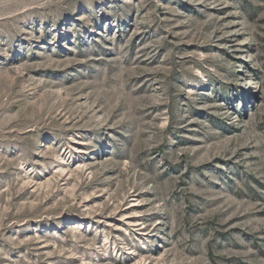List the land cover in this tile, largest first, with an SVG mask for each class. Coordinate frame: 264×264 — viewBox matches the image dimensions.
<instances>
[{
    "label": "rangeland",
    "instance_id": "1",
    "mask_svg": "<svg viewBox=\"0 0 264 264\" xmlns=\"http://www.w3.org/2000/svg\"><path fill=\"white\" fill-rule=\"evenodd\" d=\"M0 264H264V0H0Z\"/></svg>",
    "mask_w": 264,
    "mask_h": 264
}]
</instances>
